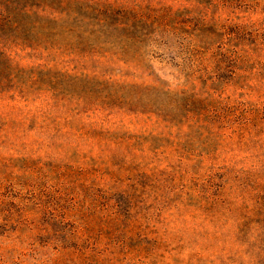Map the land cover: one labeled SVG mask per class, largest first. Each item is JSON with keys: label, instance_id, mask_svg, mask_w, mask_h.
<instances>
[{"label": "rangeland", "instance_id": "374dc122", "mask_svg": "<svg viewBox=\"0 0 264 264\" xmlns=\"http://www.w3.org/2000/svg\"><path fill=\"white\" fill-rule=\"evenodd\" d=\"M109 1L129 3L142 13L153 35L128 47L122 45L125 38L114 42L118 35L75 40L79 33L70 31L59 48L51 39L56 25L34 18L19 19L33 29L5 33L20 69L9 70L17 76L15 85L0 95V128L5 124L6 131L1 136L8 134L0 140V210L13 189L27 195L28 188L20 185L28 182L23 175L29 168L42 186L57 191L70 178L78 183L107 179L104 173L121 167L122 157L109 165L111 158L129 154L136 158L133 179L144 177L142 208L148 211L146 223L133 229L139 237L118 264H264V112L244 124L222 114L207 132L194 126L191 115L183 120L171 110L161 112L171 102L182 103L177 95L193 74L195 79L218 74L230 81L224 90L219 86L217 93L210 92L214 109L218 96L249 102L246 109L253 113L264 109V0L258 8L251 1V10L237 3L248 11L239 17L256 23L260 32L255 44L242 48L244 57L234 60L225 57L229 48L218 37L233 16L222 3ZM84 5L72 8L90 19L85 23L89 31L99 12ZM196 35L209 37L208 44L198 48L192 41ZM67 69L95 79L74 83L64 77ZM159 81L169 94L140 86L146 82L160 88ZM197 92L207 98V89ZM66 97L73 101L65 102ZM78 98L86 103L77 105ZM149 108L152 113L146 112ZM25 157L33 158L30 167L20 161ZM18 224L0 223V264L55 260L57 252L44 247V238L34 245V237L6 229ZM105 232L112 237L115 231ZM77 263L70 257L68 264Z\"/></svg>", "mask_w": 264, "mask_h": 264}, {"label": "trees", "instance_id": "16d2710c", "mask_svg": "<svg viewBox=\"0 0 264 264\" xmlns=\"http://www.w3.org/2000/svg\"><path fill=\"white\" fill-rule=\"evenodd\" d=\"M197 1L204 2L203 0ZM209 1L222 3L226 11L233 15L228 28L223 29L221 35H218L219 40L224 41L225 47L229 48L225 57L227 56L228 60L244 57L246 52L242 51V48L255 44L260 31L255 30L256 23L253 21L245 23L246 17H239V14H247V10H251L248 7L249 3L255 0H208L207 2ZM49 2L58 3L61 9L52 7L48 4ZM256 2L257 5L253 6L258 8L259 0ZM237 3L244 4L247 10L238 9ZM84 4L92 5L91 9L99 12V16L93 21V29L89 31L85 23L90 19L86 18V14H82V9L72 8V6L82 8ZM22 18L53 22L56 29L51 39L58 44L59 48L63 47L60 43L63 42V36L70 31L74 36L76 31L79 33L76 38L71 37L75 40H89L96 33L118 35L114 42L125 38L122 45L128 47L132 42L147 40L153 35L149 19L132 8L129 3L109 0L104 2L94 0H0V95L5 92L7 86L10 88L11 85H15L17 76L9 70L20 69L19 63L9 51L10 47L5 33L15 28L17 31L26 27L33 29L31 26H21L19 19ZM203 20L202 23L205 24L207 18ZM262 26L264 30V23ZM86 36L88 37L85 38ZM194 37L192 41L198 48L208 44L209 37L202 35ZM36 44L40 46L38 41ZM73 72L67 69L64 77L71 79L74 83L76 81L85 83L90 79H95L91 78L86 71ZM195 78L194 74L189 76L186 84L182 86L181 94L177 95V97L179 95L183 97L182 103L171 102L161 109L163 114L171 110L170 112L174 113L176 118L182 117L183 120L191 115L194 126L200 131L207 132L217 125L222 114H233L238 121L241 120L244 124L243 121L249 120L248 118L257 121L258 115L264 112V109H259L254 113L247 111L246 107L249 106V102L236 103L230 98L223 99L221 96H218L219 102H216L218 106L214 109V96H211L210 92L217 93L219 86H222L224 90L230 85V81L225 82V79H220L218 74L210 78ZM159 83L160 88L146 82L140 86L154 90L160 89V92H163L165 90L163 82L159 81ZM199 87L207 89L206 99H203L204 92L202 94L197 92ZM167 94L169 91H166V94L163 92V95ZM85 100L78 98L76 104H85ZM67 101L70 103L73 100H67L66 97L65 102ZM158 108H161V105H158ZM151 110L149 108L146 112L152 113ZM162 120L167 122L164 118ZM4 127L5 124L0 128V140L8 137V134L1 136L6 133ZM118 150L122 151L121 148ZM119 157H122L119 171L110 174L102 173L107 179L100 180L96 177L91 182L90 179H84L83 182L78 183L77 181L71 182L72 178H70L57 191L42 186L41 178L37 177L34 172L31 173L29 168V171L23 175L28 182L20 185L24 190L28 188L27 195H23L22 190L17 192L13 189L6 196L4 207L0 210L2 220L0 223H19L14 227L6 226V229L20 237L23 235L34 237L32 241L34 245L41 241L38 238H44V247H52L57 252L55 260H48L46 264H68L70 257L79 261L77 264H118L120 259L126 255L127 250L132 249L131 243L134 237H139L133 233V229L136 228V223H146L145 216L148 211L142 208L143 199H145L144 177L134 180L132 176L136 173L134 168L136 158L129 154L116 155L108 164L111 165L114 159ZM20 161L24 162L26 167H30L34 160L32 157H25ZM87 184L95 188L87 187ZM92 189L96 190L92 192ZM11 199L13 201H9ZM32 223L44 224L37 226ZM105 229L115 231L113 236L107 237Z\"/></svg>", "mask_w": 264, "mask_h": 264}]
</instances>
